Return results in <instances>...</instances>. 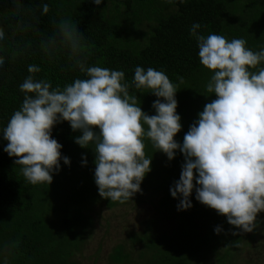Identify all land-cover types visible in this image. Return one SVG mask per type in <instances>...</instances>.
<instances>
[{
	"label": "trees",
	"instance_id": "trees-1",
	"mask_svg": "<svg viewBox=\"0 0 264 264\" xmlns=\"http://www.w3.org/2000/svg\"><path fill=\"white\" fill-rule=\"evenodd\" d=\"M44 3L49 11L41 15ZM62 18L75 23L84 36L86 63L123 71L129 95L149 115L154 114L151 105L157 97L131 86L134 68L152 67L167 75L178 89L175 99L181 129L174 136L178 143L203 106L215 99V94L204 90L211 72L199 63L190 26L199 23L197 32L205 36L243 38L254 51L264 47V0H102L100 5L92 0H0V29L5 33L0 42V57L5 60L0 70V128L22 102L18 85L29 74L28 65L40 68L33 74L35 79H46L53 87L84 78L66 49L58 47L49 55L40 48ZM79 135L67 121L52 127L51 137L61 144V155L69 158V164L61 160L48 185L27 182L13 163L16 158L3 151L7 141L0 137V261L76 264L75 255L94 235V207L141 201L146 192L159 197L160 212L170 213L173 222L164 227L158 217L145 220L141 230L130 233V244L118 242L111 247L105 264H210L213 257L217 264H231L240 244L262 237L258 233L264 228V212L257 213L251 232H242L195 199V180L191 207L177 210L179 198H173L169 188L179 179L183 154L177 149L169 160L147 140L143 151L146 158L151 157L150 171L140 191L123 203L101 198L94 183V150L91 145L76 144L74 138ZM217 226L219 233L214 232Z\"/></svg>",
	"mask_w": 264,
	"mask_h": 264
},
{
	"label": "clouds",
	"instance_id": "clouds-1",
	"mask_svg": "<svg viewBox=\"0 0 264 264\" xmlns=\"http://www.w3.org/2000/svg\"><path fill=\"white\" fill-rule=\"evenodd\" d=\"M101 2L92 0L95 5ZM48 11V4H42L41 15ZM200 27L194 22L189 35L196 41L199 63L211 72L204 90L215 94V99L198 112L181 143L174 140L181 129L178 89L167 75L152 67L134 68L131 86L157 97L151 105L154 114L149 115L129 95L123 71L86 63L84 36L75 23L62 18L40 48L49 55L58 47L66 49L84 78L53 87L46 79H35L33 74L40 68L28 65L29 74L18 85L22 102L0 128V137L7 141L3 151L16 158L13 163L27 182L48 185L60 161L69 164V158L61 155V144L51 137L52 127L67 121L73 131L81 132L74 142L94 150L93 176L99 196L123 203L140 191L150 171L145 140L169 160L178 149L184 163L179 179L169 188L170 195L179 198L177 210L191 207L195 180L198 202L224 215L229 225L251 232L257 213L264 212V66L257 67L264 65V47L254 51L243 38L205 36L197 32ZM4 40L0 29V42ZM4 65L0 57V70ZM220 231L219 226L214 228L215 233Z\"/></svg>",
	"mask_w": 264,
	"mask_h": 264
},
{
	"label": "rangeland",
	"instance_id": "rangeland-1",
	"mask_svg": "<svg viewBox=\"0 0 264 264\" xmlns=\"http://www.w3.org/2000/svg\"><path fill=\"white\" fill-rule=\"evenodd\" d=\"M158 201L159 197H152L146 192L141 196V201L133 199L126 205L112 208L105 203L96 205L91 213L94 217V235L75 255L76 264H105L111 247L118 242L130 244V233L141 230L145 220L158 217L162 226H170L173 218L167 211L160 212ZM258 234L262 236L260 240L240 244L232 254L231 264H264L263 227ZM210 264H217L214 257Z\"/></svg>",
	"mask_w": 264,
	"mask_h": 264
}]
</instances>
